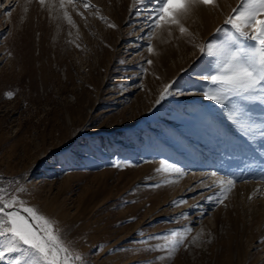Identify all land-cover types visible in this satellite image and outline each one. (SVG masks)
Returning <instances> with one entry per match:
<instances>
[{"label": "rangeland", "instance_id": "rangeland-1", "mask_svg": "<svg viewBox=\"0 0 264 264\" xmlns=\"http://www.w3.org/2000/svg\"><path fill=\"white\" fill-rule=\"evenodd\" d=\"M237 4L181 37L150 28L147 0H0V187L24 188L85 264H264V155L234 149L226 115L200 94L210 58L196 45L222 39ZM173 81L196 94L155 105ZM160 160L183 175L157 173ZM224 178L236 183L218 203ZM185 227L168 259L157 246Z\"/></svg>", "mask_w": 264, "mask_h": 264}, {"label": "snow or ice", "instance_id": "snow-or-ice-1", "mask_svg": "<svg viewBox=\"0 0 264 264\" xmlns=\"http://www.w3.org/2000/svg\"><path fill=\"white\" fill-rule=\"evenodd\" d=\"M38 2L42 7L45 4V0ZM135 2L144 6L145 0ZM147 3L153 5L148 16L151 29L175 26L181 35H185L187 29L182 20L200 6L215 7L217 0H147ZM76 4L77 0H59L61 9L67 5L75 10ZM83 7L90 10L93 6L84 3ZM63 15L75 27L68 12L64 11ZM99 19L106 22L102 16ZM107 27L114 29L116 26L108 23ZM216 32L223 38L196 45L201 55L210 58L205 61L208 74L201 76L208 84L201 88L200 94L205 100L220 106L222 113L226 115L231 131L235 133L234 140L229 141L234 149L254 156L259 148L260 154L264 155V0H238L237 6L232 8L231 14L223 20V26ZM147 51L149 54L153 53L151 45ZM147 63L150 66L152 61L148 60ZM212 64L215 65L214 70L210 67ZM174 83L173 81L162 86L155 105H161L170 96L196 94L177 91ZM12 95L9 92L6 98L11 99ZM258 139L257 145L255 142ZM159 165L157 173L183 175L180 168L166 160H160ZM113 167L119 169L122 165L116 163ZM210 175L215 177L217 173ZM235 183L231 178L219 181L220 195L216 197L218 203L227 199V193L234 188ZM24 191L20 187L13 194L0 187V262L85 264L84 257L74 253L65 244L55 223L19 198V194ZM207 199L211 201L212 197ZM191 231V228L185 227L179 232H171L168 234L172 238L171 242L157 247L167 251V258L171 259ZM154 239L167 240L168 237Z\"/></svg>", "mask_w": 264, "mask_h": 264}, {"label": "bare ground", "instance_id": "bare-ground-1", "mask_svg": "<svg viewBox=\"0 0 264 264\" xmlns=\"http://www.w3.org/2000/svg\"><path fill=\"white\" fill-rule=\"evenodd\" d=\"M233 1L234 0H217V4L215 7L206 8V7L200 6L196 9H194L193 12L188 17L184 18L182 20V24L186 29L188 28L189 31L194 30V28L195 29L198 28L200 24H203L204 26L208 25V21L210 20V15L212 16V14L214 15V13H216V12L224 11ZM174 28L176 29V27H174ZM195 31H197V29ZM190 33H192V32H189V34ZM180 36H181V34H180ZM161 37L162 36L158 37V39H157L158 43H161V41H160ZM176 42H178V41H176ZM183 47L185 48V46H183ZM177 52H179V51L177 50ZM168 53L169 52H167V55H169ZM171 53H172V51H171Z\"/></svg>", "mask_w": 264, "mask_h": 264}]
</instances>
